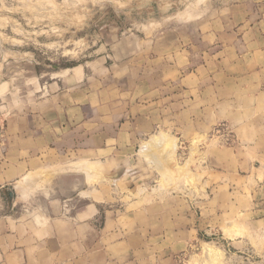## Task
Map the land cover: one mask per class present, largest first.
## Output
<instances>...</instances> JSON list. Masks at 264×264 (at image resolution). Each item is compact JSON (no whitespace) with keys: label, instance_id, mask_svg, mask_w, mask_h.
Masks as SVG:
<instances>
[{"label":"rangeland","instance_id":"374dc122","mask_svg":"<svg viewBox=\"0 0 264 264\" xmlns=\"http://www.w3.org/2000/svg\"><path fill=\"white\" fill-rule=\"evenodd\" d=\"M260 115L264 0H0V177L39 158L20 213L94 205L124 264H264Z\"/></svg>","mask_w":264,"mask_h":264},{"label":"crops","instance_id":"0c3cea01","mask_svg":"<svg viewBox=\"0 0 264 264\" xmlns=\"http://www.w3.org/2000/svg\"><path fill=\"white\" fill-rule=\"evenodd\" d=\"M232 119L234 120L235 116H232ZM245 127L253 131V137L247 142L241 139L239 142L241 147L244 145L243 148L248 146L249 152L245 154L246 157L242 158V163L251 173V170L257 169V163L264 160V116L260 115L253 123L236 122V129ZM232 154V158L236 157L237 161L241 158L233 150ZM19 165L23 167L19 170L20 172L10 175L7 173L5 176L7 178L0 177V264H124L122 259L117 258L116 254H113L107 247L117 245H107L109 240H120L123 232L120 226L121 219L113 220L105 215L102 232H99L96 227L94 205L89 204L86 212L79 211L71 219L50 217L52 215L47 208L43 209L40 206L37 215L20 213L21 209H27V205L36 204L35 201L20 202L22 197L26 198L20 193L28 194L31 191L30 188L33 187L24 186L25 178L29 174L43 171L46 168L39 158L27 159ZM221 165L223 170L232 168L224 163ZM20 184L22 189H19ZM6 185H11V188L6 189L14 190L18 196L17 199L13 201L2 199V193L5 190L1 188ZM17 206L20 211H17ZM184 234L187 236L188 233L185 231ZM98 239L105 241L102 246L96 243ZM97 245L102 248L100 254L98 252L101 255L99 258L97 257Z\"/></svg>","mask_w":264,"mask_h":264},{"label":"bare ground","instance_id":"6f19581e","mask_svg":"<svg viewBox=\"0 0 264 264\" xmlns=\"http://www.w3.org/2000/svg\"><path fill=\"white\" fill-rule=\"evenodd\" d=\"M152 142H153V141H152ZM159 142H160V141H159ZM159 144H160V143H159ZM159 144H158V145H159ZM161 144H162V143H161ZM154 145H155V144H154ZM156 146H157V144H156ZM156 146H155V147H156ZM143 151H144V150H143ZM151 155H152V154H151ZM152 156H153V155H152ZM152 159H153V158H152Z\"/></svg>","mask_w":264,"mask_h":264}]
</instances>
